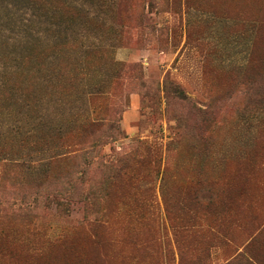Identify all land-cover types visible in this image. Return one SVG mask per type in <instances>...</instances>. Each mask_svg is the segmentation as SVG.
Listing matches in <instances>:
<instances>
[{"label":"rangeland","instance_id":"rangeland-1","mask_svg":"<svg viewBox=\"0 0 264 264\" xmlns=\"http://www.w3.org/2000/svg\"><path fill=\"white\" fill-rule=\"evenodd\" d=\"M0 264H264V0H0Z\"/></svg>","mask_w":264,"mask_h":264}]
</instances>
